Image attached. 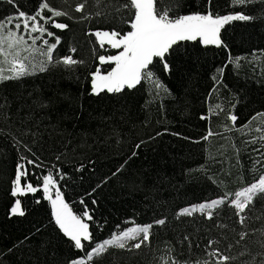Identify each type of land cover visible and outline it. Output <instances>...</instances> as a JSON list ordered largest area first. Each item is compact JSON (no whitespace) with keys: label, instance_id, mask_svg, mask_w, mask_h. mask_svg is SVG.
I'll use <instances>...</instances> for the list:
<instances>
[{"label":"trees","instance_id":"trees-1","mask_svg":"<svg viewBox=\"0 0 264 264\" xmlns=\"http://www.w3.org/2000/svg\"><path fill=\"white\" fill-rule=\"evenodd\" d=\"M79 2L49 0L52 7L69 13L56 18L67 23L68 29L49 26V30L61 38L54 59L71 54L84 63L51 64L45 72L0 84V98L7 97L10 103V107L0 109V264H68L69 259L82 255L55 224L42 189L11 195L21 162L28 168L27 180L33 186H40L43 175L52 172L74 213L82 214L87 206L93 216L87 222L94 243L131 225H153L150 243L132 251L110 248L96 264H162L173 256L169 249H175L182 264H216L217 258L209 255L213 249L239 257L245 246L251 254L228 264L250 261L262 251L255 243L261 238L260 231L250 234L239 246L235 241L242 230L253 233L264 229V199H257L251 212L246 210L251 217L246 221L247 229H242L235 209L227 202L235 192L264 176V141L260 139L264 131L256 130H264V3L239 6L229 0H215V12L243 11L254 19L226 25L221 31V47L181 42L178 52L167 57L170 72L163 71L158 62L151 66L153 80L159 79L168 92L156 89L153 80H143L134 89L95 96L89 94L90 73L97 67L102 72L111 67L99 65L98 56L115 55L119 50L107 45L101 49L90 33L129 30L122 23L128 12L116 10L125 0H103L100 4L87 0L83 13L74 10ZM38 3L0 0V19L14 15L17 6L31 14ZM171 3L178 14L206 11L205 0ZM44 38L55 42V37ZM37 45L45 47L41 41ZM72 48L77 51L71 53ZM42 59L37 54L36 61ZM222 67L221 76L217 69ZM41 100L49 102V107L41 110L33 104ZM30 112L35 119L22 123ZM4 113L10 118L5 119ZM230 115H236L235 124ZM41 119L37 129L36 120ZM209 130L214 134L204 140ZM37 131L40 135L34 136ZM253 140L255 143H249ZM141 141L145 143L136 150ZM133 150L138 155L129 159ZM21 156L35 160L40 167L21 161ZM257 160L261 163L256 164ZM121 165L123 169L113 176ZM57 172L64 178L60 179ZM226 193V204L213 210L212 220L202 213L177 218L181 209ZM16 198L21 200L24 216L10 214ZM159 219L166 223L155 224ZM209 240L219 243L206 249ZM229 244L234 245L230 250Z\"/></svg>","mask_w":264,"mask_h":264},{"label":"snow or ice","instance_id":"snow-or-ice-1","mask_svg":"<svg viewBox=\"0 0 264 264\" xmlns=\"http://www.w3.org/2000/svg\"><path fill=\"white\" fill-rule=\"evenodd\" d=\"M95 2L100 4L103 0H95ZM229 2L231 5L247 6L253 3H264V0H229ZM7 3L15 4V0H7ZM86 4L87 0H80L75 6V12L83 13ZM205 5L206 11L204 12L178 14L171 0H125L116 10L120 11L121 8L127 10L128 18L123 19L122 23L127 24L129 30L124 31L123 29L114 28L111 31L96 30L90 33V35H94L97 38L101 49L107 45L119 51L115 55L98 56L99 65H110L111 67L106 72H102L97 67L94 72L90 73L89 94L95 96H99L101 93L119 94L125 89H134L143 80H153L155 73L151 66H154L157 62L162 64L163 71L170 72L171 65L167 57L178 52L181 42L199 41L205 47H221L223 45L221 31L226 25L232 21H251L254 19L253 16L246 15L243 11L224 15L215 12V0H205ZM46 12L50 13V15H46ZM99 14L97 13V15ZM68 15L67 11L52 7L49 0H39L35 11L31 14L19 10L17 6V11L14 15L0 19V84L7 81H20L25 77L36 74V72H45L51 64L73 66L84 63L83 60H77L71 54L54 59V52L61 43V38L56 36L55 32L50 31L49 26L62 31L68 29L69 25L67 23L57 22L56 19ZM82 18L86 19L87 16ZM45 36L55 37V42L49 43V40L44 38ZM37 41H41L45 47L41 48L38 46ZM76 51V48L70 49L71 53ZM37 54L44 59L36 61ZM235 63L239 67V58L235 59ZM217 72L222 76L224 68L217 69ZM213 79L215 80L216 77H213ZM153 83L156 89L168 92L166 86L159 79L153 80ZM33 104L41 110L49 107V102L42 100L39 102L33 101ZM6 106L10 107L7 97L0 98V109ZM17 114H19V109ZM3 115L5 119L10 118L8 113ZM201 118L206 119L207 117ZM34 119L35 116L30 112L27 117L22 119V123H27V121ZM229 119L235 124L237 117L236 115H230ZM253 119H257V117ZM41 124L42 119L36 120L35 126L37 129L40 128ZM244 127H247V125ZM52 130L55 132L56 127L52 126ZM256 130L264 131L260 128ZM213 134L209 130L203 139L207 140ZM33 135L38 136L40 133L37 131ZM260 139L264 141V135ZM143 143L145 142L141 141L136 144L135 149H140ZM249 143H255V140L249 141ZM136 150L132 151L129 159L138 155ZM28 151H31V149H28ZM261 155L264 157V153H261ZM20 159L21 161H27L28 165L40 167L35 160L28 159L26 156H21ZM126 163L127 161H125ZM255 163L259 164L261 161L257 160ZM123 167L124 165H121L117 172L113 173V176L120 172ZM82 168L83 165H81ZM57 175L60 179L64 178L59 172H57ZM28 176L29 170L25 163H18L12 182L11 195L17 197L26 195L29 192L36 193L42 189L44 198L51 203V214L55 224L63 235L73 242L74 248L82 253L81 256L69 259L68 264H96V261L101 259L110 248L132 251L133 249L139 250L145 244L150 243L152 224L128 228L119 234L113 233L109 239L94 243V235L90 231V225L87 222L92 221L93 216L90 215L87 206H85L82 214L74 213L73 209L65 201L57 179L54 178L52 172L43 175L40 186H33L27 180ZM22 179L25 180L23 185L21 183ZM37 179H40V177H37ZM103 182L106 183L107 179ZM53 192L55 193L54 197ZM227 195L226 193L224 197L219 199L185 207L177 213V218L181 216L191 217L194 213L199 212L205 214L206 219L212 220L214 216L212 210L220 205H225ZM257 199H264V176H261L258 182L235 192L234 199L227 202V206H232L235 209V215L238 217V222L242 229H247L246 221L251 219L246 214V210L251 212ZM81 203H84L83 200H81ZM10 214L25 215L20 199L14 201L13 206L10 208ZM260 218L259 216L256 217V219ZM154 223L164 225L166 220L159 219ZM218 226L224 227V225ZM255 231H260L261 238L255 243L259 244L262 251L255 253L250 261H242L241 264H264V229L253 230V233L247 230L240 231L237 233L239 240L235 241V245L239 246L241 241L246 240ZM184 239L187 240L188 237L185 236ZM128 241H134V243L129 244ZM218 243L219 241L209 240L206 249H210L213 244ZM233 246V244H229L228 249L230 250ZM189 249H191V244H189ZM169 251L173 253V256L169 260H163L162 264H182L178 254H175V249H169ZM249 254H251L250 250L245 246L244 250L239 253V257ZM179 255H182V253ZM209 255L217 258L216 264H228V262L236 261L239 258L225 255L218 248L213 249ZM183 264H187V261H184ZM195 264H199V261L195 262Z\"/></svg>","mask_w":264,"mask_h":264},{"label":"rangeland","instance_id":"rangeland-1","mask_svg":"<svg viewBox=\"0 0 264 264\" xmlns=\"http://www.w3.org/2000/svg\"><path fill=\"white\" fill-rule=\"evenodd\" d=\"M96 40H97V38H96ZM21 183H22V182H21ZM22 185H23V184H22ZM54 195H55V193L53 192V197H54ZM16 199H18V198H16ZM233 199H234V197H233ZM49 203H50V201H49ZM12 206H13V205H12ZM50 206H51V203H50ZM51 210H52V209H51ZM213 210H214V209H213ZM213 210H212V211H213ZM196 213H199V212H196ZM136 226H141V225H131V226H129L128 228H132V227H136ZM128 228H127V229H128ZM119 233H120V232H118V233H116V234H119ZM141 235H142V234H141ZM131 242H132V241H128L129 244H131Z\"/></svg>","mask_w":264,"mask_h":264},{"label":"water","instance_id":"water-1","mask_svg":"<svg viewBox=\"0 0 264 264\" xmlns=\"http://www.w3.org/2000/svg\"><path fill=\"white\" fill-rule=\"evenodd\" d=\"M226 201H227V199H226Z\"/></svg>","mask_w":264,"mask_h":264}]
</instances>
